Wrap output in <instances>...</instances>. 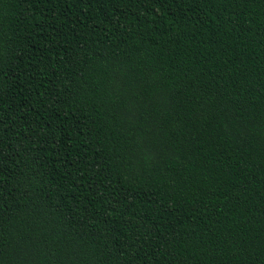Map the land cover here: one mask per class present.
Wrapping results in <instances>:
<instances>
[{"label":"trees","instance_id":"1","mask_svg":"<svg viewBox=\"0 0 264 264\" xmlns=\"http://www.w3.org/2000/svg\"><path fill=\"white\" fill-rule=\"evenodd\" d=\"M0 264H264V0H0Z\"/></svg>","mask_w":264,"mask_h":264}]
</instances>
